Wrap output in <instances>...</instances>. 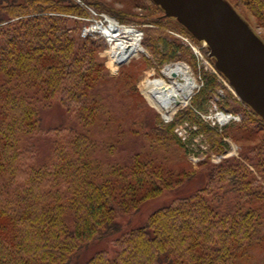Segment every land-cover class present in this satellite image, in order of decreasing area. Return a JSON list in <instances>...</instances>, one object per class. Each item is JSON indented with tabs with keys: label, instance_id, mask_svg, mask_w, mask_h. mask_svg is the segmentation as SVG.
I'll use <instances>...</instances> for the list:
<instances>
[{
	"label": "trees",
	"instance_id": "1",
	"mask_svg": "<svg viewBox=\"0 0 264 264\" xmlns=\"http://www.w3.org/2000/svg\"><path fill=\"white\" fill-rule=\"evenodd\" d=\"M73 3H0L9 15L0 13V264H264L263 118L240 101L249 109L242 123L223 134L203 127L217 152L229 149L224 136L253 141L244 153L261 178L233 158L209 168L205 186L190 188L196 172L184 167L187 150L174 125L157 117V125L146 123L130 71L122 73L120 80H127L119 90L96 43L71 37L64 20L50 14L77 12ZM126 3L159 6L153 0ZM229 3L264 27V0ZM161 44L169 56L185 49L165 37ZM206 80L196 105L218 86L213 77ZM55 102L67 120L46 129L42 110ZM223 105L233 108L229 101ZM183 115L201 124L191 108ZM130 120L135 128L150 126L133 152L127 143L140 132ZM165 190L175 191L170 203L144 224L124 227L120 215L140 212ZM111 238L112 249L89 254Z\"/></svg>",
	"mask_w": 264,
	"mask_h": 264
},
{
	"label": "rangeland",
	"instance_id": "2",
	"mask_svg": "<svg viewBox=\"0 0 264 264\" xmlns=\"http://www.w3.org/2000/svg\"><path fill=\"white\" fill-rule=\"evenodd\" d=\"M3 1L4 0H0V3ZM62 1L63 2L60 0H53V2L65 3L68 5H72L73 2V5L76 3L75 0H69L72 3L68 0ZM81 2L83 3H80L81 5L76 3L80 7L77 12H52L50 14L52 16H58V18L61 17L62 21L64 20L63 28L66 29V33L71 37L76 38L80 42H86L88 45H94L96 43V54L99 60L104 64L109 76L118 79L117 88L119 90L123 87V81L127 80L130 75L134 77H132L133 79L131 82L135 84L138 94L141 95L145 102L143 119H148L146 123L149 125H151V123L157 125V117L164 126L174 125V133L181 140L187 150V162L189 164L185 162L184 167L187 168L191 166V169L196 172V178L189 183L190 188L205 186L208 180L207 176L209 168L223 164L226 160L233 158L246 163L250 167V170L261 178L255 166L251 161L246 159L245 156V153L247 152L246 148L253 145V141L238 142L232 137L224 136L223 140L228 143L229 149L224 152H217L212 148V145L203 130L205 125L223 134V131L227 126H236L237 124L242 123L245 113H249V109L240 103L241 100L234 93L232 86H228L224 79L221 78L222 75L215 69V59H211L208 56V50L205 48L204 44L192 39V37L185 32L186 30L184 29V26L178 21V19L166 16L165 11L160 6H148L149 9H146L143 6H134L130 3H126L127 0H81ZM7 6V3L3 4V7ZM0 13H2L1 15L5 16L6 19L9 18V15H6V10L4 11L0 8ZM123 13L131 14V16L127 18V16H123ZM45 14L46 13H40L39 15ZM101 15H106L121 25L135 26V29L145 37L143 42V48L145 51L134 58L129 64L117 69L114 68L108 56L107 50H109V45L105 38L99 34L90 35L87 31L90 26L97 24V21H101L105 18ZM244 19L254 32L264 41V27L259 25L257 18L251 13H248V18ZM100 24L103 25L102 22ZM163 37H165L171 44H181L185 49H180L175 56L166 55L164 53V46L161 44ZM181 52L185 53V56L181 55ZM175 63H184L188 66L190 72L197 81L198 87L192 94V97L189 100V105L183 108L179 107V109L172 115V118L168 120L166 116L162 114L160 109L150 103L143 92L142 86L143 81L148 74L154 73L152 75L153 77H162L163 68L168 64ZM128 70L130 73L127 72ZM123 72H127V78L120 80ZM208 77H213L218 86L214 89L211 97L205 104H203V106L196 105L194 104V99L201 92L202 88H204ZM116 98L122 103H125V106L130 104L129 97L122 98L120 96ZM228 101L233 108L228 109V107L223 105L224 102L227 104ZM214 105H216L219 110L241 115V121H234L223 127L219 124L214 125L212 121L207 120V115L210 113ZM188 108H191L196 116H198L201 124L186 118V115H183L182 118H180L182 112ZM42 117L43 127L46 129L64 124L67 120L64 110L57 104V102L51 107L44 108L42 110ZM185 122H189L191 125H197V130L192 129L191 135L188 139H184V137L180 136L182 130L188 137V133L181 128V125H184ZM129 124L130 128L140 132L138 135L135 134L134 136H130L127 146L125 145L127 152L128 150L133 152L137 151L138 146L140 147L145 141L141 136L150 126L147 127L148 125L146 124L140 128H135L133 127V120H130ZM41 156L43 158L44 153ZM193 156L195 157L193 158ZM174 195L175 191L165 190L161 195L145 201L140 212L120 215L119 220L126 228L142 225L147 221L151 213L170 203ZM113 239L115 238H111L108 241L95 246L89 254L95 249H112Z\"/></svg>",
	"mask_w": 264,
	"mask_h": 264
},
{
	"label": "water",
	"instance_id": "3",
	"mask_svg": "<svg viewBox=\"0 0 264 264\" xmlns=\"http://www.w3.org/2000/svg\"><path fill=\"white\" fill-rule=\"evenodd\" d=\"M210 49L236 96L264 120V41L227 0H153Z\"/></svg>",
	"mask_w": 264,
	"mask_h": 264
},
{
	"label": "bare ground",
	"instance_id": "4",
	"mask_svg": "<svg viewBox=\"0 0 264 264\" xmlns=\"http://www.w3.org/2000/svg\"><path fill=\"white\" fill-rule=\"evenodd\" d=\"M103 22V25L100 23ZM90 35L99 34L109 45L108 56L114 68L129 64L145 50V37L135 28L119 24L111 18L97 21L87 29ZM162 77L148 74L143 81V92L164 116L169 118L177 108L189 105V100L198 87L195 77L184 63L168 64L162 70Z\"/></svg>",
	"mask_w": 264,
	"mask_h": 264
},
{
	"label": "built area",
	"instance_id": "5",
	"mask_svg": "<svg viewBox=\"0 0 264 264\" xmlns=\"http://www.w3.org/2000/svg\"><path fill=\"white\" fill-rule=\"evenodd\" d=\"M74 1V0H73ZM76 3L80 4L82 3L81 0H75ZM83 4V3H82ZM81 5V4H80ZM97 15V14H96ZM104 16L105 18H107L106 15H101ZM103 18V20L105 19ZM109 18V17H108ZM101 20V21H103ZM103 24V22H102ZM131 27V25H130ZM135 28V26H133ZM137 30V29H136ZM218 73V72H217ZM221 76V75H220ZM222 79H224V81L226 82V84L229 86L228 82L226 81V79L221 76ZM197 82V81H196ZM195 92V91H194ZM192 97V96H191ZM191 99V98H190ZM179 109V107L177 108V110ZM176 110V111H177ZM174 114V113H173ZM172 114V115H173ZM167 118V117H166ZM172 116H170L169 118H167L168 120L171 119ZM207 120L212 121L213 124H219L221 127L228 125L231 122L234 121H241V115L239 114H235L233 112H227V111H223V110H219L217 108L216 105H214V107L211 109L210 113L207 115ZM181 128L184 129V131L186 133H188V137L186 134L183 133V131L181 130L180 136L184 137V139H188L191 135V130H197V125H191L189 122H185V124L181 125ZM193 138V137H192ZM226 156V155H223ZM195 156H193L194 158ZM224 158V157H223ZM221 159V158H220Z\"/></svg>",
	"mask_w": 264,
	"mask_h": 264
}]
</instances>
